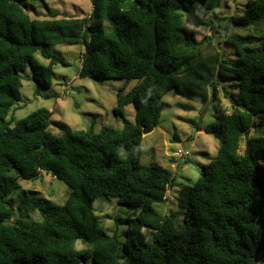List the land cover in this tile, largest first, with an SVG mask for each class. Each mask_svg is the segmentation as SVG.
<instances>
[{"label": "trees", "instance_id": "16d2710c", "mask_svg": "<svg viewBox=\"0 0 264 264\" xmlns=\"http://www.w3.org/2000/svg\"><path fill=\"white\" fill-rule=\"evenodd\" d=\"M0 0V264H257L264 260V45L237 36L225 41L235 53L227 61L211 37L197 38L183 13L206 15L221 0H90L81 18L32 19L21 2ZM219 29L258 28L264 0H247L241 15L215 20ZM79 44L80 78L137 80L116 95L115 115L134 108V124L101 127L94 133L61 124L50 131L51 112L39 108L11 126L27 68L37 90L51 87L52 67L67 66L49 52ZM48 61L40 64L34 55ZM236 84L229 113L215 109L204 132L219 140L216 156L201 167L192 186H183L177 204L187 209L180 222L161 216L154 204L166 200L171 173L140 164L142 128L157 124L164 95L174 89L196 102L215 100L214 81ZM58 124V123H56ZM262 130L260 135L244 134ZM200 130V129H197ZM241 142L243 147L240 150ZM123 153V156H122ZM44 173L69 193L61 205L23 197L19 213L38 211L40 222L10 223L8 198L17 180ZM125 207L124 241L109 235L93 210L100 197ZM81 241L85 247L76 249Z\"/></svg>", "mask_w": 264, "mask_h": 264}, {"label": "rangeland", "instance_id": "374dc122", "mask_svg": "<svg viewBox=\"0 0 264 264\" xmlns=\"http://www.w3.org/2000/svg\"><path fill=\"white\" fill-rule=\"evenodd\" d=\"M247 0H221L219 8L206 15L183 13L184 24L196 32L197 38L211 37L212 43L227 61L235 58L233 47L225 39L237 36L249 40L253 46L264 45V23L254 28L219 29L220 34L212 35L215 20L220 17L241 15ZM24 11L32 19L81 18L91 11L90 0H42L21 2ZM79 44H59L49 47V52L60 57L67 66L56 64L52 67L51 87L37 90L30 70L19 73L21 88L20 99L12 105L7 117L11 126L36 109L45 108L51 112L50 131L58 135L61 124L75 131L92 130L98 132L101 127L121 129L126 124H134V108H124L123 117L114 114L116 95L133 87L137 80L106 79L103 81L80 78L81 68ZM43 65L48 61L39 53L34 55ZM218 94L215 100L196 102L179 95L174 89L168 91L163 101L164 109L152 130L142 135L140 147V164L144 166L159 165L167 169L174 178V185L166 191V200L154 204V210L161 216H169L182 222L187 216V209L177 204L183 186H192L201 174V167L213 160L219 147V140L206 134L204 129L215 121V109L225 113L231 111L236 84L229 80L214 81ZM58 123V124H56ZM200 129V130H197ZM262 130H251L248 136L260 135ZM243 147L241 142L240 150ZM123 156V153H122ZM264 174V161L261 162ZM69 193L68 187L60 180L42 173L37 180H17V189L8 198L9 206L15 211L10 223L40 222L41 214L34 212L19 213L17 204L23 197L35 200H49L61 205ZM93 210L100 224L111 235L115 234L121 244L125 238L128 210L121 206L114 197L100 196L93 203ZM85 245L75 243L76 249ZM81 264H91L88 260ZM257 264H264L260 257Z\"/></svg>", "mask_w": 264, "mask_h": 264}, {"label": "water", "instance_id": "95a60500", "mask_svg": "<svg viewBox=\"0 0 264 264\" xmlns=\"http://www.w3.org/2000/svg\"><path fill=\"white\" fill-rule=\"evenodd\" d=\"M152 128H153L152 125H150V126H148V127H145V128H142V132H141V134L144 135V134L148 133L149 131L152 130ZM248 135H249V132H246V133L244 134V140H245V141L248 139Z\"/></svg>", "mask_w": 264, "mask_h": 264}]
</instances>
